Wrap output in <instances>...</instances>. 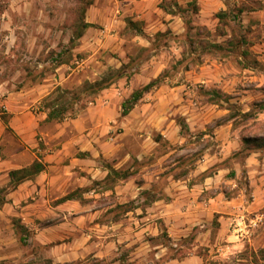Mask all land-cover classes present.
Wrapping results in <instances>:
<instances>
[{
	"label": "crops",
	"instance_id": "0c3cea01",
	"mask_svg": "<svg viewBox=\"0 0 264 264\" xmlns=\"http://www.w3.org/2000/svg\"><path fill=\"white\" fill-rule=\"evenodd\" d=\"M113 13L115 22H106L102 34L112 30L117 37L122 23H134L145 50L166 31L182 39L190 31L211 32L215 53L181 74L184 82L216 89L218 102L191 113L186 85H166L122 115L124 102L162 76L187 44L160 53L153 47L131 91L119 80L75 118L47 120V85L13 93L7 123L0 114V264L20 262L23 240L51 264H256L264 250V155L255 150L244 163L235 156L259 140L243 131L264 126V0H121ZM227 18L238 31L220 35ZM119 40L113 48L123 54ZM220 46L234 48L236 56L221 57ZM220 95L230 97L234 111L220 107ZM177 113L196 115L192 128L202 131L216 120V150L204 151L181 175L178 163L158 168L186 142ZM120 129L133 130L134 152ZM35 163L42 171L15 185L11 173ZM133 163L140 167L133 176L107 183L111 169ZM244 176L248 185L240 187Z\"/></svg>",
	"mask_w": 264,
	"mask_h": 264
},
{
	"label": "rangeland",
	"instance_id": "374dc122",
	"mask_svg": "<svg viewBox=\"0 0 264 264\" xmlns=\"http://www.w3.org/2000/svg\"><path fill=\"white\" fill-rule=\"evenodd\" d=\"M120 1L0 0V114L7 120L6 108L9 96L13 93L39 89L45 85L50 91L52 90L51 99L58 96V91H65L66 97L62 102L68 109L67 113H81L96 103L99 98L98 95L93 100L94 102H90L86 96V83L99 81L108 76L110 72L124 66L123 87L131 91L133 89L132 80L140 71L142 63L151 57V49L158 48L155 53L170 52L169 48L176 44H187L188 46L184 53L179 54L180 56L174 54V63L162 74L165 80L159 87L166 85L176 87L184 83L185 90L189 92L191 113L196 112L207 102H218L219 95L214 92L216 89L212 86L206 87L199 82H184L181 74L184 69L194 70L204 55L215 53V49L211 47V41L215 39L212 33L199 29L190 31L187 39H182L166 31L156 36L157 41L150 49L145 50L134 29L131 26L123 28V23L116 32L117 37L114 36L115 32L113 33L112 30H110V35L102 34L107 27L106 22L110 24L115 22L113 11L116 10V5ZM126 19L121 18L122 22ZM86 22H90L92 26L84 29L83 24ZM228 29L233 32L238 31V28L230 24L227 18L221 22L220 35ZM77 31H82L83 37L72 42ZM119 38L125 41L123 43L125 53L123 54L113 48L120 42ZM236 53L234 48L225 49L220 46L221 57L236 56ZM48 98L50 96L45 100ZM220 101L225 102L220 103L221 108L229 107L233 110L230 97L220 95ZM226 103H228L227 106ZM232 113L221 116L220 124L227 122ZM175 119L179 126L180 122H184L187 127L182 134L186 142L172 154L168 161L161 162L158 168L164 169L178 163L181 169L179 168L176 174L181 175L187 169L196 167L197 160L204 151L214 152L216 150L213 140L216 120L211 122L210 128L202 131L192 128V125L200 121V118H196L194 114L189 113L183 116L177 113ZM238 120L246 121L241 117ZM120 132H125L124 140L129 150L134 152L137 144L133 130L120 129L117 131V133ZM243 132L246 136L251 137L252 135L259 140L242 147V152L235 158H239L238 160L244 163L248 155L255 150L262 151L264 155V126H258L251 132ZM154 160L155 158H152L147 162L149 167ZM229 161L224 164H228ZM132 168L135 173L140 167L137 163H133L129 169L132 170ZM137 181H140V178ZM237 184L245 187L248 181L244 176L238 180ZM163 185L164 182H160L158 186ZM23 254L24 257L17 264H51L49 260L42 257L36 247L28 242L23 243ZM254 259L256 264H264V250L260 251ZM80 264H88V262L84 261Z\"/></svg>",
	"mask_w": 264,
	"mask_h": 264
},
{
	"label": "trees",
	"instance_id": "16d2710c",
	"mask_svg": "<svg viewBox=\"0 0 264 264\" xmlns=\"http://www.w3.org/2000/svg\"><path fill=\"white\" fill-rule=\"evenodd\" d=\"M227 14L220 13V18H225ZM90 26H92L89 23H84L83 28L87 29ZM130 26L133 29H140L138 25H135L134 23H131ZM83 37V32L82 31H77L72 39V42L79 40ZM125 67L123 66L122 68L115 70L113 72H110L108 76L103 77L101 80L96 81L94 83H86L85 85V91H87V97L90 99V102H94L93 100L100 95L102 91L105 89L110 88L113 84L118 82L119 80L123 79L125 77L123 71ZM165 78L164 76H160L159 78L153 80L150 82L148 85L143 87L140 90L135 91L129 99H127L124 104H123V116H127L134 108L135 106L142 100L144 95L146 93L151 92L153 89L159 87L163 82ZM66 94L65 91L59 92L58 91V96L55 99L48 98L47 100L44 101V104L42 105V109L48 111V121L52 120H58V121H64L66 119L70 118H75L77 113H67L68 109L65 107L63 104V100L65 99ZM80 100V98H78ZM77 99V100H78ZM246 116H252V115H246ZM2 119L4 120L5 123H7V120L4 116H2ZM181 126V133L183 134L185 130L187 129L186 125L184 122H180ZM43 169L42 164L40 163H35L31 168L25 169L19 172H13L11 173V176L13 178V183L16 185L20 182H22L24 179L28 177H33L37 173L41 172ZM135 173L131 169H125V170H115L111 169V174L107 179L108 184H112L117 182L118 180H126L133 176ZM3 193V191H0V196ZM71 196L67 197L70 198ZM4 203V201L0 200V204ZM133 207L130 205H127L125 209L131 210ZM24 243V240L22 241Z\"/></svg>",
	"mask_w": 264,
	"mask_h": 264
}]
</instances>
